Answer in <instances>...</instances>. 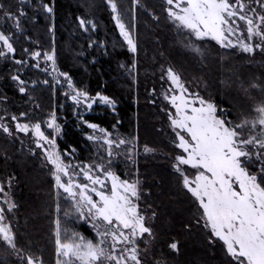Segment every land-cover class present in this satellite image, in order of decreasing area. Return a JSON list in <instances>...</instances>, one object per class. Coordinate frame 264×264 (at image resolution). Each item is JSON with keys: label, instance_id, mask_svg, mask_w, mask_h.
<instances>
[{"label": "trees", "instance_id": "obj_1", "mask_svg": "<svg viewBox=\"0 0 264 264\" xmlns=\"http://www.w3.org/2000/svg\"><path fill=\"white\" fill-rule=\"evenodd\" d=\"M0 2L6 10L19 15L20 24L19 29L12 28L11 19L0 11V29L13 34L16 48L15 59L6 56L0 60V98L4 97L7 101L4 106L16 114L30 112L28 120L31 122H42L54 111L63 129L57 144L62 152L75 148V161L92 160L93 152L83 137L87 128L77 122L71 106L66 104L50 78L39 70L24 69V61L32 63L27 60L32 51L43 54L54 47L59 72H68L76 88L92 96L101 92L116 101L115 110L95 106L84 120L97 123L109 132L135 138L139 148L147 145L164 156H172L175 150L161 130L164 129L162 105L149 99L147 94L165 85V80L161 79L165 65L172 67L191 91L213 100L219 108H227L233 119L254 102L264 100V92L252 86L255 83L264 87V61L245 64L244 59L219 50L209 42L199 45L201 57L194 55L188 48L191 39L175 32L160 0H140L138 5L134 0H116L137 42L134 55L118 35L107 0ZM44 4L52 5L54 12L48 13ZM80 18L94 21L96 28L81 27ZM14 75H20L27 83L35 81L36 86L27 84L26 92L19 94L11 81ZM167 159L140 156L137 160V176L146 190L140 201L141 209L147 225L152 228L151 235H144L140 241L141 248L146 249L147 238L151 249L148 257L142 258L143 264H230L221 243L209 241L208 231L196 223V206L182 188L179 175L169 169ZM49 169L38 155H30L17 140L0 131V182L6 184L11 179V196L16 205L13 211L6 213L7 222L12 224L23 256L41 257L43 264H55L56 260L57 192ZM115 170L124 177L118 168ZM132 177L136 176H128ZM59 203L62 229L95 239L75 212L68 218L63 215L71 202L61 195ZM174 242L177 249L170 247ZM0 264H18L12 251L1 242Z\"/></svg>", "mask_w": 264, "mask_h": 264}, {"label": "snow or ice", "instance_id": "obj_2", "mask_svg": "<svg viewBox=\"0 0 264 264\" xmlns=\"http://www.w3.org/2000/svg\"><path fill=\"white\" fill-rule=\"evenodd\" d=\"M139 2L134 0L135 5ZM164 2L167 19L179 33L187 31L190 37L199 40L211 38L222 47L238 48L246 53H254L257 49L264 52V0ZM107 4L127 47L135 53L137 42L123 20L116 0H107ZM43 7L48 13L54 12L50 4ZM0 11L14 20L16 28H20L19 15L6 10L2 2ZM19 12L23 14V9L20 8ZM152 14L155 16V13ZM88 25L96 28L94 21L80 18L81 27L87 28ZM255 38L259 39V43L255 42ZM189 45L197 52L202 51L199 44L192 40H189ZM0 47L3 48L0 57L16 52L12 33L0 31ZM28 54L40 56L39 51ZM44 59L52 62L53 71L59 72L54 47L44 54ZM62 75L67 78L74 92L71 99L77 104L83 101L87 109H91L97 98L106 104H116L112 97L101 92L92 96L76 88L68 72ZM166 75L171 81V90H164L162 94L171 105L165 111L174 133L172 144L177 149L172 166L179 174L183 189L187 190L196 206V223H202L208 230L209 241L221 243L230 264H264V100L254 102L247 111L241 110L233 119L227 108H219L213 100L205 99L198 91L193 92L186 87L172 67L167 69ZM13 79L19 81V91L25 92V81L19 75ZM252 86L264 92L261 85L254 83ZM26 116L25 112L19 113V117ZM80 119L94 132L98 130L99 134L85 133L90 140L105 142L100 144V148L106 151L107 156L101 157L99 162L66 160L65 153L71 157L72 152L68 149L62 152L56 135H48L41 121L22 122L17 115H11L18 131H31L35 144L46 154L45 160L54 178L58 213L54 222L56 264H143L140 238L145 233H152L140 203L146 190L139 176L122 177L113 167L114 158L120 155L113 146L129 141L120 138L113 140V133L107 128L84 120L83 116ZM44 123L55 134H60L61 126L54 111ZM0 129L9 136L15 135L6 122L0 123ZM145 151L153 149L145 145ZM128 158L133 159L132 156ZM3 191L0 184V192ZM61 195L71 202V207L63 213L65 218L75 212L77 219L92 225L95 239L62 229L59 215ZM6 203L8 211L16 207L10 200H6ZM152 215L154 217L155 213ZM6 221V209L0 206V239L18 257L20 264H43L41 257L32 254L21 256L23 249H18L16 233L12 224ZM170 247L177 249L178 246L174 242Z\"/></svg>", "mask_w": 264, "mask_h": 264}, {"label": "rangeland", "instance_id": "obj_3", "mask_svg": "<svg viewBox=\"0 0 264 264\" xmlns=\"http://www.w3.org/2000/svg\"><path fill=\"white\" fill-rule=\"evenodd\" d=\"M160 2L163 4V6L165 8V2H164V0H160ZM109 8H110V6H109ZM110 11H111V8H110ZM111 13H112V11H111ZM113 21H114V19H113ZM114 23H115V21H114ZM10 24H11V27L12 28L15 27V22H14L13 19H11ZM2 25H3V27H5V24L4 23H2ZM115 26H116V24H115ZM116 29H117L118 35L120 36V38L123 40V42L127 46V42L124 40L123 36L120 34L119 28L117 26H116ZM0 31H1V29H0ZM175 32L178 33L177 30H176V28H175ZM182 33H184L186 36H188L196 44L202 45L204 42H209V43L213 44L219 50H224L226 52L233 53L238 58L244 59L245 60V64H249V62H251V63H257V62L264 61V52H261L260 49H257L254 53H246V52H243V51L239 50L238 48H225V47H222L217 42L211 40V38H206L204 40H199V39H197L195 37H190L189 34L187 33V31L182 32ZM255 42L256 43H259V39L258 38H255ZM188 48H189V50L194 55H196L198 57H201L202 56L201 53H198L190 45H188ZM127 49H128V51H129L130 54H133V55L135 54V53L131 52L128 47H127ZM0 51H3V48L2 47H0ZM44 54L45 53H43V54L40 53V56L39 57L29 56V59H27V60H31L32 63L30 64L28 61H24L26 63L25 64L26 67L24 69L30 68V69L39 70L41 73H43L44 76H47V78H50L51 81H52L53 86L55 88H58L61 91L62 97L64 98L66 104H68L69 106H71L72 111H73V114L77 118L76 119L77 122H81L87 128L86 133H88L89 135L99 134L98 133V130L96 132H94L93 129H91L89 127V125L85 124L83 122V120L80 119V117L81 116L84 117L85 115L89 114L90 111L95 106H102V107H108V108H113L114 106L113 105H110V104L104 103L99 98H97L96 99V102L93 103L91 109H87V107L83 104V101H81L80 104H77L75 101H73L71 99V96L74 94V92L70 88L69 84L67 83V78L64 77L62 75V73L55 72V71L52 70V67H51L52 62L45 60L44 59ZM13 55H14V53H8L7 54V56H10L11 58L13 57ZM1 58H4V57H0V60H1ZM13 61L15 63H17V61H15V60H13ZM17 64H22V63H17ZM37 64H39V67H36ZM169 67H170L169 65H165V67H164L163 77H164V80H165V85H163V84L159 85L158 86V89L155 90V91H153V89H151L148 92L147 96L149 97V99H151L153 101H156V104L159 103V106L162 105V115L164 116V120H163L164 122H162V124L164 126V129L161 128V130H162V132H164L165 140L173 147V149L175 151L172 154V156H164V154H162L159 151H154V152L153 151H149V152H146L145 151V148L141 149V148H139L137 146L135 139L133 141V138H130V137H127V136H121V135L115 134V132H112L113 135H112L111 138L113 140H117L118 138H120V139H124L126 141H129V143H126L124 145H114L113 146L114 147V150L115 151H118L120 153L119 156H117V157L114 158L113 167L114 168H118L122 172V174L124 175L125 178H128V176H137V166H138L137 160H138V158L140 156H142V157L148 156V157H154V158L167 157L168 158L167 159L168 161H166V162L168 163L169 169L173 173L179 175L178 173H176L175 169L172 166L173 165V158L177 154V149L172 144V140L174 139V133H173L171 127H170V122L168 120V114L165 111V109L170 108L171 105L165 99L164 95L162 94L164 90H169V91L171 90V88H170L171 81L167 78V75H166L167 69ZM45 69H48V70L45 71ZM14 76H16V75H14ZM14 76H12V78H11V81L14 84V87L17 89V91H18L19 94H24L26 91L23 92V93L19 91L20 84H19V81H16V80L13 79ZM27 84H29L32 87H35L36 86V83L35 84H33L32 82L31 83H27L25 81L23 87L26 88L27 87ZM43 84H45V83H43ZM0 102H1V104H0V123L6 122L9 125V127L12 128L13 132L15 133V135L9 136L8 133H5L2 129H0L1 133L5 134L6 136H8V137H10V138H12L14 140H17L19 142V144H21L28 151V153L30 155H35V156L38 155L40 157V159H42L47 164V167L50 168V165L45 160V155L46 154L43 152V150L41 148H39L35 144V142H34L35 141V137L32 135L31 131H29L28 133H24V132L18 131L15 128V121H12L11 120V115L15 114V115H17L18 119H20L22 122H31V121L28 120L31 113L28 112L26 117H19V114H16L15 112H12L9 109V107L4 106V104L7 103V101H6V99L4 97H2V99L0 98ZM152 104H155V103H152ZM5 113H7V115ZM47 119H45V120L42 121V126H44V129L48 133H51V135H56V141H57V139L61 138V136H62V130H63L62 129V126L60 125L61 126V132H60V134H55L52 129H49L48 128L47 123H44L45 121H47ZM56 119H58V118L56 117ZM83 137L87 141V143H89V145L91 147V150L93 152V155L91 157L92 160L90 162H92L94 160L97 161V162H99V160H100L101 157H106L107 156L106 151L103 148H100V144L105 143V142H103V141H92V140L89 139L88 135H85V133H84ZM44 143H46V142H44ZM33 149H35V151H32ZM129 149H132V151H129ZM71 152H72V156L71 157H69L65 153V159L66 160L67 159H72L73 162H75L74 155H73L74 152L73 151H71ZM129 156H132L133 159H129L128 158ZM52 179H53V185H54V183H55L54 182V178L52 177ZM0 184H2L3 185V188H4V191L3 192H0V197H3V199H0V206L5 207L6 213L7 212H11L14 209L11 210V211H8L7 210V203H6V200H10L11 202L14 203V200H13V198L11 196V189H10V187H11V179H9L6 182V184H3L2 182H0ZM181 186H182V184H181ZM54 189L57 192L55 186H54ZM60 191L62 192L63 190H60ZM80 221L82 223H84L92 231L93 235L95 236V232H94V230L92 228V225L89 224L85 220H80ZM54 235H55V233H54ZM144 235H147V233H145ZM95 238H96V236H95ZM142 238H140V241L142 240ZM55 240H56V236H55ZM0 242L3 243L6 247L9 248V246L2 239H0ZM145 243L147 245V248L146 249H143L140 246V251H141L142 258H145V256L148 257V255L151 252V249H149V245H148L149 244V240L147 238L145 240ZM12 254H13L16 262L18 264H20V260L18 259V257L13 252H12ZM21 256H23V252H21ZM55 256H56V259H57L56 243H55ZM55 264H56V260H55Z\"/></svg>", "mask_w": 264, "mask_h": 264}]
</instances>
